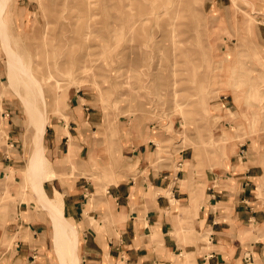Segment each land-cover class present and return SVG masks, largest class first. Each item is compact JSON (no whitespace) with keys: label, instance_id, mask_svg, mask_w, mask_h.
Here are the masks:
<instances>
[{"label":"rangeland","instance_id":"obj_1","mask_svg":"<svg viewBox=\"0 0 264 264\" xmlns=\"http://www.w3.org/2000/svg\"><path fill=\"white\" fill-rule=\"evenodd\" d=\"M3 23L9 47L40 82L45 99L30 78L9 75L0 43V141L13 140L7 132L11 120L20 139L18 161L9 163V177L2 179L0 203L6 208L12 201L7 192L16 185L21 202L47 210L28 176L38 125L29 110L37 109L47 125L53 117L67 120L66 97L78 90L87 94L115 165L111 144L117 126L126 122L160 124L167 154L191 146L212 166L224 158L227 141L264 136V0H9ZM70 48L74 57L65 58ZM2 99L12 113L1 107ZM43 165L42 199L61 209L60 194L51 200L44 192L53 173L46 159ZM53 229L60 264L62 255L72 264L71 243L54 223ZM181 258L189 264L187 255Z\"/></svg>","mask_w":264,"mask_h":264},{"label":"crops","instance_id":"obj_2","mask_svg":"<svg viewBox=\"0 0 264 264\" xmlns=\"http://www.w3.org/2000/svg\"><path fill=\"white\" fill-rule=\"evenodd\" d=\"M86 95L69 94L67 120L53 117L43 135L53 173L43 189L51 200L60 194L79 264H181L182 254L189 264H264V136L227 141L224 158L212 166L191 146L167 154L160 124L126 122L111 144L115 165ZM6 103L1 107L12 113ZM9 125L13 140L0 141V199L20 149L16 124ZM7 193L9 206L0 203V264H60L47 210L21 202L20 186Z\"/></svg>","mask_w":264,"mask_h":264},{"label":"bare ground","instance_id":"obj_3","mask_svg":"<svg viewBox=\"0 0 264 264\" xmlns=\"http://www.w3.org/2000/svg\"><path fill=\"white\" fill-rule=\"evenodd\" d=\"M8 1L9 0H0V43L2 45V48L3 50L6 52L7 54V57H8V61H7V65H8V71H9V75L10 76H13L15 75V73H18V74H21V75H24L28 78H30V80H32V83L34 82L35 84H37L38 86V92H39V96L41 97L43 95V89L41 87V85L38 83V80H36L33 76H32V73L27 69V67L23 64L22 60L20 59V57L15 53V51H13L10 47H9V41L7 40V36H5L6 32H5V27H4V23H3V15L5 14L6 10H7V6H8ZM130 1V0H129ZM125 2V1H124ZM170 2V1H169ZM124 4V3H123ZM100 6V5H99ZM124 10V9H123ZM160 14V12H159ZM79 28V27H78ZM81 28V26H80ZM135 27H133L134 29ZM82 32V31H81ZM91 32V31H90ZM79 33V32H78ZM84 33V32H83ZM81 35H79L80 37ZM46 40V39H45ZM82 41V40H81ZM76 42V40H75ZM83 42V41H82ZM81 42V43H82ZM71 43H73V41H71ZM73 47V46H72ZM240 47V45H239ZM35 50V49H34ZM82 52V51H81ZM41 53V52H40ZM71 53V54H70ZM65 54V53H64ZM73 51H72V48H70L66 54H65V58H73L74 55H73ZM48 56V54H47ZM46 56V57H47ZM82 56V55H81ZM50 58V57H48ZM46 60V59H45ZM79 62L80 64H85L86 61H87V58L86 57H81V59H79ZM41 61H43L41 59ZM41 61H39L38 63H41ZM36 61H34L35 63ZM48 62V60L46 61ZM67 62V61H66ZM44 63V62H43ZM42 64V63H41ZM36 65V64H34ZM43 65V64H42ZM41 65V67H42ZM40 66V64H39ZM48 66V64H47ZM46 66V67H47ZM71 66V64H70ZM83 67L85 65H82ZM38 67V66H37ZM40 67V68H41ZM49 68V66H48ZM36 69V67H35ZM38 70V69H37ZM36 70V73L38 72L39 74V70L37 71ZM43 70V69H42ZM40 70V72L42 71ZM133 71V70H132ZM35 73V74H36ZM36 74V75H38ZM46 75L47 76H50V77H53L54 76V73L50 70H47L46 71ZM8 76V77H10ZM17 76V75H16ZM14 78V77H13ZM16 78V77H15ZM18 81H20L18 79ZM39 84V85H38ZM28 85V84H27ZM262 93H264L262 90H261ZM44 96V95H43ZM43 96L41 97L42 100H45L43 98ZM20 97V96H19ZM40 98V100H41ZM41 100V101H42ZM24 100H22L23 102ZM25 104H28L29 102H26L24 101ZM23 102V103H24ZM43 103H45L43 101ZM32 104V103H31ZM29 106L28 107H31L30 106V103L28 104ZM28 109V108H27ZM32 110H29V116L31 117V120L33 123H37L38 122V125L36 127V130L34 132V137H35V148L34 150L32 151L31 153V156H30V159H29V163H28V176L29 178L31 179V182L34 186V188L36 189L37 191V195L40 196V201L42 202V204L44 206H46L47 208V211L49 212V214L51 215L52 217V220H53V223H54V228L57 232H61L66 238L68 242L71 243V254L70 256L68 257V259L71 257V260H72V264H78V257L76 255V248H77V240H76V233H75V230L73 228V226L68 223L67 220H65L63 218V215H62V212H61V209L60 208H56L54 207L52 204H50L49 202L46 201V203L43 201L42 199V196H41V191L42 189L39 187V178H41V174L43 173V169L42 167L44 166V161H45V156H44V146H43V135H44V132H45V129H46V125H47V118H44L42 116H38V110L37 109H33L31 107ZM37 116L36 120H35V117ZM65 157V156H64ZM9 175H5L4 179L5 178H8ZM61 260H62V264H67L65 263V259L67 257L65 256H60Z\"/></svg>","mask_w":264,"mask_h":264}]
</instances>
